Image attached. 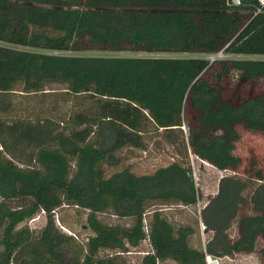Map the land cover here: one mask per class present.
I'll return each instance as SVG.
<instances>
[{
  "label": "trees",
  "instance_id": "obj_1",
  "mask_svg": "<svg viewBox=\"0 0 264 264\" xmlns=\"http://www.w3.org/2000/svg\"><path fill=\"white\" fill-rule=\"evenodd\" d=\"M257 8L227 0H0V264H135L98 253L147 240L151 251L140 264H206L207 255L257 251L264 262V173L236 154L241 129L264 134V60L208 58L264 56ZM94 51L192 56L81 55ZM53 83L75 100L65 121L13 115L17 85L39 94ZM183 126L187 154L236 173L222 178L202 212L212 233L205 251L191 246L192 228L174 227L158 210L144 224L150 207L197 204L184 163L106 175L122 148L145 149L152 129L178 138ZM64 204L90 211L94 236L86 244L77 246L53 220L36 236L23 226ZM99 213L135 224L108 226Z\"/></svg>",
  "mask_w": 264,
  "mask_h": 264
},
{
  "label": "rangeland",
  "instance_id": "obj_2",
  "mask_svg": "<svg viewBox=\"0 0 264 264\" xmlns=\"http://www.w3.org/2000/svg\"><path fill=\"white\" fill-rule=\"evenodd\" d=\"M69 54V53H68ZM81 55L96 56H159V57H190L192 55H172L157 54L147 55L131 52L104 53L99 51L81 53ZM209 59H251L264 60V56H235L220 54L219 57L211 56ZM66 86L58 83L49 85L42 93L27 94L22 92V85H17L12 95L13 115L30 120L40 118H53L56 120H66L74 108V97L66 93ZM77 102L83 99L76 100ZM62 127V125H61ZM182 132H174L178 138H168L169 133L164 131H154L145 134L143 140L146 148L127 146L119 150L121 163L115 167L106 166V175L110 176L114 172L129 168L138 175L152 174L160 167L168 166L173 162L179 161L191 169L196 186L199 190L198 202L196 205L184 206L172 204L165 206L150 207L144 215V224H148L151 215L160 211L162 216L174 227L183 226L193 229V235L190 238L192 247L205 251L206 244L210 240L212 233L207 231L202 218V212L206 208L209 200L217 195L222 178L231 176V171H220L214 166L201 161L190 152H185L183 140L187 141L188 129L183 126ZM176 141V142H174ZM236 154L245 161V167L249 170L252 166L255 170L261 169L264 173V134L241 129V140L236 145ZM250 169V170H251ZM241 177H246L242 173H237ZM256 182H250V186L245 190L244 196L249 199L253 190L256 188ZM14 205H16L14 203ZM247 207L244 209L246 210ZM90 211L75 205L64 204L55 210L51 217L40 213L34 219L27 221L23 226H28L34 235H38L48 222L53 220L55 226L61 233L72 236L77 246H82L88 242V239L94 236V232L88 224ZM97 219L108 226H119L131 228L135 220L131 218H119L111 213H99ZM231 238L237 237L236 222L229 230ZM263 242H259L258 249ZM126 250H105L101 249L99 257L122 255L125 260L135 264H140L142 257L151 251L149 241H141L137 246L126 245ZM213 257V256H212ZM220 264H264L257 252L251 254H236L232 257L218 258ZM159 264H178L173 260H167Z\"/></svg>",
  "mask_w": 264,
  "mask_h": 264
},
{
  "label": "built area",
  "instance_id": "obj_3",
  "mask_svg": "<svg viewBox=\"0 0 264 264\" xmlns=\"http://www.w3.org/2000/svg\"><path fill=\"white\" fill-rule=\"evenodd\" d=\"M253 1L258 2V8H257V11L255 12V15L262 13L264 11V0H227V3L231 7H240L245 3L253 2ZM55 54H58V53H55ZM206 264H220V259L207 255Z\"/></svg>",
  "mask_w": 264,
  "mask_h": 264
},
{
  "label": "water",
  "instance_id": "obj_4",
  "mask_svg": "<svg viewBox=\"0 0 264 264\" xmlns=\"http://www.w3.org/2000/svg\"><path fill=\"white\" fill-rule=\"evenodd\" d=\"M216 57H219V55H216Z\"/></svg>",
  "mask_w": 264,
  "mask_h": 264
}]
</instances>
